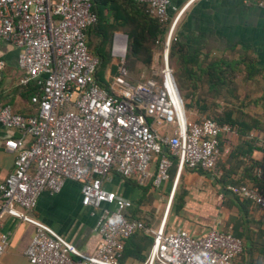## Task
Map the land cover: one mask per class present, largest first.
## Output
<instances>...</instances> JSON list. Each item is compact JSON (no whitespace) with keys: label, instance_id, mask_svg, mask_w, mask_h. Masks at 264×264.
Instances as JSON below:
<instances>
[{"label":"built area","instance_id":"1","mask_svg":"<svg viewBox=\"0 0 264 264\" xmlns=\"http://www.w3.org/2000/svg\"><path fill=\"white\" fill-rule=\"evenodd\" d=\"M172 1L138 0L166 26L164 38L155 44L159 50L151 76L131 78L126 40L115 34L111 56L118 60L117 69L103 88L95 78L99 60L87 47L86 31L97 21L90 0H0V43L18 51L19 85L37 86L30 100L33 115L0 106V124L16 134L5 142L15 158L12 172L0 179V222L11 216L35 226L24 252L29 264H121L125 241L137 230L152 237L143 264H234L242 253V241L229 232L211 230L195 237L182 229L165 230L178 177L155 229L127 217L131 201L105 188L117 175L157 189L169 180L171 157L179 176L185 169L213 172L231 150L226 147L222 153L218 139L234 132L230 126L207 118L193 121L186 114L169 52L181 15L198 0H186L179 10ZM242 3L264 12V0ZM4 67L0 59V73ZM154 124L171 127L170 134L158 136ZM66 181L80 184L81 205L96 218L100 243L92 255L82 254L32 217L40 195L57 194ZM226 190L264 211V195L255 189ZM7 246L8 237H0V256Z\"/></svg>","mask_w":264,"mask_h":264},{"label":"crops","instance_id":"2","mask_svg":"<svg viewBox=\"0 0 264 264\" xmlns=\"http://www.w3.org/2000/svg\"><path fill=\"white\" fill-rule=\"evenodd\" d=\"M185 2L173 0L172 4L179 10ZM175 36L186 46L188 53L199 58L201 63L205 58L210 60L221 55L233 64L247 62L248 65L241 63L235 68L231 94L236 99H232V103L238 111L248 113L250 117L264 114V101L261 100L264 94L262 9L244 6L242 0H198L181 15ZM17 55L18 51L13 46L0 43V59L5 62L0 73V106H9L12 113L27 116L31 114L32 104L23 86L19 85L23 72L17 66ZM252 68L258 74L254 75ZM108 74H111L110 70L106 72V78ZM153 129L158 136L170 134V130L162 126L154 124ZM254 133L250 137L255 136L256 145L261 151H253L251 157L263 161V135L258 131ZM234 134L235 131L228 136L236 144ZM10 137H16V134L0 124V179L13 170L15 156L5 149V142ZM226 144L224 148L230 146ZM220 173V168L216 166L213 172L185 169L177 176V166L172 165L169 180L157 189L145 191V186H139L134 179L117 175L105 184V188L131 201L132 208L126 212L127 217L146 221L150 228L155 229L162 221L173 183L178 177L165 230L173 232L182 229L195 237H202L211 230L238 235L244 251L234 264H264V250L260 246L264 244V219L253 206H241L228 199L231 196L219 182ZM155 194L157 196L153 198ZM90 213V208L81 205L80 184L66 181L57 194L40 195L32 217L82 254L92 255L100 243V237L94 231L96 218ZM35 232V226L15 217L4 216L0 222V237H8V246L0 256V264H29L24 252ZM148 238L136 235L126 241L120 263L143 264L152 247V238Z\"/></svg>","mask_w":264,"mask_h":264},{"label":"trees","instance_id":"3","mask_svg":"<svg viewBox=\"0 0 264 264\" xmlns=\"http://www.w3.org/2000/svg\"><path fill=\"white\" fill-rule=\"evenodd\" d=\"M90 3L97 21L87 29L86 39L88 49L99 60L95 74L98 84L103 88H108L106 72L110 70V76L116 73L117 65L113 64L111 56L112 39L116 32H124L129 40L126 47L125 64L130 75L138 65L150 67L153 60V46L164 38L166 26L159 24L150 16L146 5L141 4L138 0H90ZM198 60L199 58L191 56L186 50V46L177 36H174L170 46L169 63L174 67L173 75L182 98L185 96L184 99L190 100L189 103L185 104L184 102L185 111L193 107L199 116H196L193 121L207 118L218 125L226 124L235 131L236 144L231 142V136H228L230 134L218 137L222 153L226 143H229V147H231L230 152L225 155V160L222 159L224 156H221L217 162V166L221 170L219 182L225 189L228 186L238 189L248 186L264 195V160L252 159L253 151H261V148L257 147L255 136L250 137L257 131L262 133V144L264 145V114L257 115L256 118L250 117L248 113L238 111L232 103V99L236 98L231 94V84L235 68L242 62L233 64L230 60L225 59L224 55L210 60L205 58L203 63ZM246 63L243 61L242 64ZM250 64L252 65V63ZM253 73L256 75L258 71L254 69ZM23 88L30 102L31 97L37 92V86L35 82H30ZM261 100L264 101V94ZM34 113L35 106L32 105L30 115ZM262 151L264 153L263 149ZM165 152L167 153L166 149ZM171 159L172 165L176 166V158L171 157ZM157 160L158 158H156ZM151 188H153L152 185L148 184L144 189L146 191ZM230 196L228 199L241 204V206H253L237 194H230ZM253 207L261 213L264 219V211ZM138 221L149 227L148 222ZM136 235H141L146 239L152 238L144 230L135 231L131 237ZM235 237L240 239L238 235ZM260 246L264 250V244H260Z\"/></svg>","mask_w":264,"mask_h":264},{"label":"rangeland","instance_id":"4","mask_svg":"<svg viewBox=\"0 0 264 264\" xmlns=\"http://www.w3.org/2000/svg\"><path fill=\"white\" fill-rule=\"evenodd\" d=\"M114 34L122 35L124 37V39L126 40V43L129 44L128 37H127V35L124 32H116ZM174 36H175V34H174ZM174 36L172 37V40H173ZM112 42H113V39H112ZM158 50H159V48H157L156 45H154L153 46V58H152L153 60H152V64L150 65V67H144V66H141V65H138V66L135 67V70L131 72V78L133 80H141V79H143L145 77H149L151 75V68H152L153 64H155V57H156V54H157V51ZM117 63H118V60L117 59H113V64L116 65ZM171 67L174 69L173 65H171ZM182 95H184V94L182 93ZM184 97H183V99H184ZM184 102L186 104V103H189L190 100L188 98H185L184 99ZM186 113H187V116L190 119H192V120H194V118L196 116H198L197 113H196V111H194V108L193 107L190 110L186 111ZM170 129H171V127L167 128V130H170ZM156 196L157 195L155 194L153 196V198H155Z\"/></svg>","mask_w":264,"mask_h":264}]
</instances>
